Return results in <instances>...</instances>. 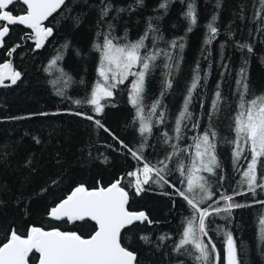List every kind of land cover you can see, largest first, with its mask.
Masks as SVG:
<instances>
[{"label": "trees", "instance_id": "1", "mask_svg": "<svg viewBox=\"0 0 264 264\" xmlns=\"http://www.w3.org/2000/svg\"><path fill=\"white\" fill-rule=\"evenodd\" d=\"M189 5L195 24L187 16ZM10 8L14 14L24 11L21 3ZM43 24L53 31L42 47L35 49L28 38L21 45L20 37L27 30L19 25L9 26L10 33L0 46L2 62L4 52L18 44L10 61L20 73L13 86L0 88V243L13 230L25 236L32 226L87 236L93 230L89 220L54 221L47 216L48 210L73 187L103 186L120 175L121 186L129 194L128 209L143 210L148 217V222H134L121 232L122 245L136 256L134 264H206L197 259L199 252L192 245L177 247L194 214L176 193L177 188L186 189V175H181L177 164L187 167L194 138L212 130L217 133L213 142L220 165L214 177L222 185L210 187L216 195L200 207L223 208L220 194L234 191L241 193L234 195V202L244 206L233 208L230 214L213 213L206 218L208 235L198 232V236L205 243L211 238L221 264L226 232L236 241L240 264H264V226L260 223L264 204L259 202L264 201V191L257 188L253 194L246 183H239L247 160L242 156L234 162L231 143L241 94L245 100L264 96V8L260 0H65ZM209 24L217 28L216 34L210 32ZM109 34L120 45L146 36L141 54L158 53L145 77L142 100L146 116L151 105L160 102L150 118L151 133L141 135L139 131L136 108L129 101L132 76L113 89L112 97L101 101L102 113L86 103L99 81L102 52L97 45ZM241 45H249L251 51ZM197 76L188 105L192 115L182 122L177 139L176 119ZM213 101H217L216 108ZM161 112L163 122L158 119ZM173 145L177 152L167 161L168 171L162 173L168 183L156 182L153 173L143 190L134 193L127 173L143 165L128 149L160 167L157 162L165 153H173ZM182 147L184 161L177 157ZM262 171L258 163V183ZM29 255V264H34L36 253ZM215 255L209 258L211 264H215Z\"/></svg>", "mask_w": 264, "mask_h": 264}, {"label": "snow or ice", "instance_id": "2", "mask_svg": "<svg viewBox=\"0 0 264 264\" xmlns=\"http://www.w3.org/2000/svg\"><path fill=\"white\" fill-rule=\"evenodd\" d=\"M260 2L262 8H264V0H260ZM17 3L26 6L23 14H14L10 8V6ZM64 3L65 0H0V46L4 44V38L10 33L9 26L25 25L34 32L36 48L42 47L46 38L53 31L52 28L45 27L43 22ZM160 7L163 8L165 5L161 4ZM104 15H107V8L104 9ZM187 16L191 18L192 24L196 23L192 5H189ZM213 20H215V17H213ZM208 27L212 34L217 33V28L212 24H209ZM109 37L110 34L106 35L104 43L97 45V48L102 52L99 76L103 78V82H97L91 97L87 99L86 103L94 106L96 113H102L104 105L101 101L112 97L113 89L118 84H123L129 76H132L135 79L131 85L129 101L136 108L141 135L151 133L150 118L156 115L160 102H154L146 116L142 100L145 90V77L150 68L154 67L153 62L156 60L158 53L146 52L143 55L141 54L140 49L145 47L144 40L147 38L146 36L136 43L124 45L114 44L113 38ZM176 46V41H173L172 47ZM178 46L181 49L184 47L183 43ZM241 47H247L251 51L249 45H241ZM13 51H15V48L10 50L8 55L11 56ZM137 68L139 70L134 71ZM241 72H243V69H241ZM19 77L20 73L13 69L10 61L0 64V85H4L5 79L15 84ZM198 81L199 76L193 81L184 102V110L180 112L176 119L177 139H179L182 122L186 118H191L192 114L188 111V105L191 102L192 90L196 89ZM167 86L171 87V83L168 82ZM244 87L247 91V85ZM216 96L219 98L220 93L217 92ZM74 103L81 104L82 101L76 100ZM216 106L217 101H213L212 107L216 108ZM77 115H81V113H77ZM86 118L93 119L92 116ZM158 119L159 122H163L164 115L162 112L159 114ZM95 123L99 127H103L100 120H95ZM234 123L235 138L231 141L234 145V162L239 161L242 156L245 160H248L247 167L242 173L243 178L239 183H246L248 190L253 194L256 193L257 188L264 191V183H258L257 181L258 163L260 168L264 170V159H262L264 158V96L245 100L242 93L239 111L234 118ZM193 127H197V125L193 124ZM216 135L215 131L205 130L202 136L194 138L195 153L190 156L189 165L186 167L182 162L177 164V169L181 172V175H186V189L177 188L176 193L183 197L194 211L177 247L179 249L185 245H192L199 252L197 259L205 261L206 264H211L209 258L212 253H216L214 257L215 264H221L220 254L216 251V245L212 243L211 238H209L208 243L200 238V236L208 235L206 218L213 213L219 214L221 211L230 214L233 208L244 206L234 202V195L241 194L234 191L232 195L220 194L219 199L225 201L223 208L219 206L212 208L211 205L200 207L206 200L216 195L210 190L207 178L201 175V173L216 175V169L220 166L215 154L216 145L213 142ZM165 136H167V133H165ZM124 147L128 146L124 145ZM191 147L193 146H189V149ZM128 151L143 165L141 169L127 174L135 177L137 194L143 190L142 185L149 183L153 173L156 182L168 183L162 173L168 171L167 161L171 160L172 156L176 154L177 148L175 145H173L171 155L157 162L160 167L150 162H144L142 155H138L137 151H133L131 148ZM141 175L143 179H141ZM220 179L223 180V177ZM261 180H264V171L261 172ZM172 187L175 188V185H172ZM128 201L129 194L121 186V179H117L106 188L99 187L93 190H89L84 185H79L66 199L50 210V216L58 221L66 219L69 222H87L90 219L98 226L94 234L89 238H84L74 231H61L55 228L46 231L43 228L33 226L24 237L13 230L7 242L0 246V264H29V254L33 251L39 253L38 264H134L136 256L134 252L122 245L121 232L122 229L132 225L135 221H145L148 220V217L143 211H129ZM259 202L264 204V201ZM197 219L198 224L196 223ZM260 223L264 226V219ZM197 232L200 236L197 235ZM262 232H264V228H262ZM225 236L224 264H240L237 257V244L232 233L226 232ZM141 239L147 238L141 237ZM209 245H211L210 248Z\"/></svg>", "mask_w": 264, "mask_h": 264}, {"label": "water", "instance_id": "3", "mask_svg": "<svg viewBox=\"0 0 264 264\" xmlns=\"http://www.w3.org/2000/svg\"><path fill=\"white\" fill-rule=\"evenodd\" d=\"M22 4V3H21ZM23 5V4H22ZM24 6V9H25V5H23ZM24 12V11H23ZM23 12H21V13H18V14H23ZM19 26H21V27H23L24 29H26L27 31L26 32H24L22 35H21V37H20V40H21V45L23 44V40H24V38H28L29 40H31V41H33L34 42V48L36 49V46H35V35H34V32L31 30V29H29V28H27L25 25H19ZM17 46H18V44L17 43H14L13 45H11L5 52H4V56H5V59L2 61V62H0V64H3V63H5V62H9L10 61V56L8 55V52L10 51V50H12L13 48H17ZM11 62V61H10ZM16 71V70H15ZM17 82V81H16ZM4 85H7V86H4ZM4 85H0V88L1 87H11V86H13L14 84H12L11 83V81L10 80H8V79H5V81H4ZM117 179H120V175H117V177L115 178V179H113V180H111L110 182H108L107 184H105V185H103V186H101V185H99V184H97L95 187H90V188H88L89 190H93V189H97V188H99V187H108V186H110L113 182H115ZM77 187V186H76ZM76 187H73V188H71L62 198H60L58 201H56L51 207H50V209L48 210V214H47V216L51 219V220H54V221H57V220H55L54 218H52L51 216H50V210L53 208V207H55L56 205H58L60 202H62L64 199H66L67 198V196L68 195H70L71 193H72V191L76 188ZM129 211H133V212H141V211H143V210H130L129 209ZM144 212V211H143ZM92 224H93V230L87 235V236H82V237H84V238H89L92 234H94V231L97 229V225L95 224V222L94 221H91L90 219H88ZM146 222H148V220H145ZM135 222H138V221H135ZM197 224H198V222H197ZM33 227V226H32ZM35 227H38V226H35ZM127 227V226H126ZM55 227H51V228H43L44 230H46V231H48V230H52V229H54ZM30 229H31V227L28 229V231H27V233L30 231ZM55 229H57V228H55ZM123 230V229H122ZM62 231V230H61ZM10 233L11 232H9L8 233V236H7V238L3 241V242H1L0 243V246H2L3 245V243H6L7 242V240L10 238ZM27 235V234H26ZM26 235L24 236V237H26ZM33 252H35V251H33ZM38 257H39V253H36V261H35V263L34 264H38Z\"/></svg>", "mask_w": 264, "mask_h": 264}, {"label": "rangeland", "instance_id": "4", "mask_svg": "<svg viewBox=\"0 0 264 264\" xmlns=\"http://www.w3.org/2000/svg\"><path fill=\"white\" fill-rule=\"evenodd\" d=\"M101 61H102V54H101V58H100V64H99V68H98V73H99V69H100V65H101ZM135 79V78H134ZM134 79L131 81V83H130V85H129V88H130V90H131V85H132V82L134 81ZM98 82H103V78L102 77H100L99 76V78H98ZM97 84V83H96ZM95 84V85H96ZM95 85H94V87H95ZM94 89V88H93ZM130 90H129V95H130ZM93 91V90H92ZM94 108V107H93ZM183 150V151H182ZM184 150H185V148H181V150H180V155L179 156H177V157H180V159H181V161H184V159H185V156H184ZM190 151H192L191 153L189 152V154H188V156H189V161H190V156H192V155H194V153H195V148H194V141H193V147H191V150ZM177 152V151H176ZM166 154H168V155H166ZM171 154V153H170ZM169 153H165V155L166 156H169L170 155ZM249 159H250V156H249ZM247 163H248V160L246 161V167H247ZM130 172H133V171H130ZM128 174V173H127ZM201 175H204L206 178H207V180H208V186H209V188L210 187H217V186H219V185H222V183L221 182H217V180H216V178L214 177V175H211V174H208V173H201ZM132 178L133 177H131V176H129V181H130V183H132ZM264 182V180H262L260 183H263ZM225 184H228V182H226ZM227 195H230V194H227ZM197 235H198V232H197Z\"/></svg>", "mask_w": 264, "mask_h": 264}, {"label": "built area", "instance_id": "5", "mask_svg": "<svg viewBox=\"0 0 264 264\" xmlns=\"http://www.w3.org/2000/svg\"><path fill=\"white\" fill-rule=\"evenodd\" d=\"M264 183V182H263ZM132 190L134 193H136V188H135V177L132 178V183H131Z\"/></svg>", "mask_w": 264, "mask_h": 264}]
</instances>
